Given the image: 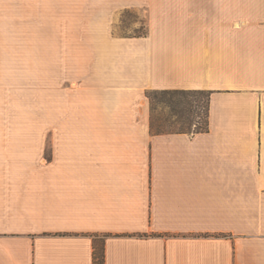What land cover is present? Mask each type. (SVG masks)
Masks as SVG:
<instances>
[{
	"label": "crops",
	"instance_id": "obj_1",
	"mask_svg": "<svg viewBox=\"0 0 264 264\" xmlns=\"http://www.w3.org/2000/svg\"><path fill=\"white\" fill-rule=\"evenodd\" d=\"M48 1L40 81L1 22L39 0H0V264H264V0ZM150 90L208 91V130L153 131Z\"/></svg>",
	"mask_w": 264,
	"mask_h": 264
},
{
	"label": "rangeland",
	"instance_id": "obj_2",
	"mask_svg": "<svg viewBox=\"0 0 264 264\" xmlns=\"http://www.w3.org/2000/svg\"><path fill=\"white\" fill-rule=\"evenodd\" d=\"M48 0H39V13L38 17L20 19L15 12H12V16H8L5 22L6 26V59H7V71L15 70V61L21 62V60L29 59L31 52V43H38V58H39V70L40 81H44L41 77L45 72V62L47 58H57L55 55L57 51H54L53 46H56V42H60L63 38V24L69 22L63 18H49ZM62 30V31H61ZM115 33L123 36H134L146 33V18L141 11L135 9H126L120 17V21L115 26ZM3 42V36L1 35V44ZM51 48L52 51H49ZM27 57V58H26ZM21 64L17 69H20ZM8 83L14 80V77L8 75ZM9 94V93H8ZM150 105H151V122L154 123V129L171 130L178 128L192 127L194 131L197 127L190 126L192 121L190 120V113L187 114L186 119L179 123V117L175 116L173 111L174 104L180 101L188 102L192 105L196 112L197 108L205 105V94L189 95L186 98H180L173 95H166L157 90H150L148 92ZM191 103V104H190ZM198 106V107H197ZM188 109V107H187ZM196 120V114L192 119ZM6 119L9 122H19L20 118L15 113L6 115ZM205 120L202 115L201 121ZM37 121V113L34 114V122ZM40 121V120H39ZM172 123L175 125L172 126Z\"/></svg>",
	"mask_w": 264,
	"mask_h": 264
},
{
	"label": "trees",
	"instance_id": "obj_3",
	"mask_svg": "<svg viewBox=\"0 0 264 264\" xmlns=\"http://www.w3.org/2000/svg\"><path fill=\"white\" fill-rule=\"evenodd\" d=\"M160 91L166 95H173V96H177L180 98H186L189 95H197V94H205L206 97V101H205V105L198 107L197 108V112L194 108H192V105H189L188 102H178L174 104V108L173 111L175 113V116L179 117V121H176L174 123H179L181 121H183V119H186L187 114L190 113L191 118L190 120L192 121L191 125H194L197 127L196 130L194 131H205L208 130V124H209V102H210V94L208 91L205 90H157ZM191 104V103H190ZM188 107V109H187ZM196 114L197 118H199V120L196 118L192 119L193 115ZM202 115H204L205 120L201 121L202 119ZM174 123H172V126L175 125ZM152 124V129L155 132H162V131H166L163 129H154V123L151 122ZM192 127H187V128H178V130L180 131H189L191 132ZM104 250L102 249L101 251H98V249H96L95 252V264H104Z\"/></svg>",
	"mask_w": 264,
	"mask_h": 264
}]
</instances>
